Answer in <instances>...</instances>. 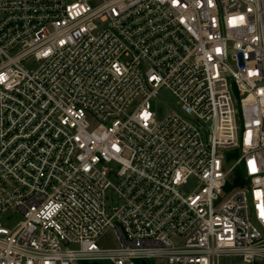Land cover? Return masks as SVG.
<instances>
[{
    "label": "built area",
    "instance_id": "1",
    "mask_svg": "<svg viewBox=\"0 0 264 264\" xmlns=\"http://www.w3.org/2000/svg\"><path fill=\"white\" fill-rule=\"evenodd\" d=\"M0 59V264H264V0H0Z\"/></svg>",
    "mask_w": 264,
    "mask_h": 264
},
{
    "label": "rangeland",
    "instance_id": "2",
    "mask_svg": "<svg viewBox=\"0 0 264 264\" xmlns=\"http://www.w3.org/2000/svg\"><path fill=\"white\" fill-rule=\"evenodd\" d=\"M1 60V59H0ZM154 110L158 112V115L160 117L163 116V114H167L171 112L172 110H177L178 105L176 104L175 97L166 89H162L157 99L153 101ZM194 183L190 184L189 188H193ZM119 199L114 194L113 200H112V206H116L119 204ZM21 215L20 214H13L10 218H1L0 222L3 226L12 228L18 220H20ZM97 244L100 248L106 249V248H115L118 246V240L116 233L113 228H108L104 234L97 240ZM100 264H113L110 261H102ZM156 264H169L167 262L162 261H156Z\"/></svg>",
    "mask_w": 264,
    "mask_h": 264
},
{
    "label": "water",
    "instance_id": "3",
    "mask_svg": "<svg viewBox=\"0 0 264 264\" xmlns=\"http://www.w3.org/2000/svg\"><path fill=\"white\" fill-rule=\"evenodd\" d=\"M94 264H99V263H94Z\"/></svg>",
    "mask_w": 264,
    "mask_h": 264
},
{
    "label": "trees",
    "instance_id": "4",
    "mask_svg": "<svg viewBox=\"0 0 264 264\" xmlns=\"http://www.w3.org/2000/svg\"><path fill=\"white\" fill-rule=\"evenodd\" d=\"M86 264H90V263H86Z\"/></svg>",
    "mask_w": 264,
    "mask_h": 264
}]
</instances>
